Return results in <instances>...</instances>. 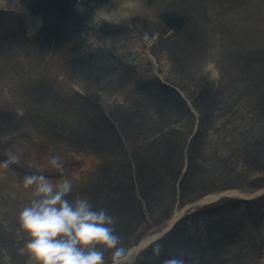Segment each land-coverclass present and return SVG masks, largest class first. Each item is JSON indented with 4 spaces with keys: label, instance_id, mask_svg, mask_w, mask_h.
<instances>
[{
    "label": "bare ground",
    "instance_id": "bare-ground-1",
    "mask_svg": "<svg viewBox=\"0 0 264 264\" xmlns=\"http://www.w3.org/2000/svg\"><path fill=\"white\" fill-rule=\"evenodd\" d=\"M108 1L111 0H83V3L91 8ZM139 3L141 10L129 11L130 28L140 33L154 31L157 37L151 52H168L183 70L189 71L203 53L202 27L212 19L209 12L213 6L218 28L227 37L244 38V23L255 18L254 40L264 45V0H139ZM19 5V14L12 18L15 29L0 30L5 39L0 42V264H30L27 255L20 251L25 238L17 229L16 219L26 202V194L13 184L15 172L5 167L15 161L27 163L29 171L51 176V180L73 179V191L68 198L85 197L94 209L102 208L114 216L115 234L121 246L129 251L130 259L143 250L149 251L145 263L135 258L131 264H163L164 260L178 256L185 259V264H257L263 243L249 232V223L257 221L264 200L256 201L252 209L240 200L257 199L261 193L263 196L264 187L250 193L233 191L229 195L228 188L238 185L241 176L227 175V184L222 182V188L227 189L198 197L192 213L182 214V209L170 212L169 200L175 186L178 192L186 188L194 196L199 191L191 182L203 179L207 171V166L188 165L191 174L183 173L178 180L174 179L175 174L179 176L184 141L181 132L172 125L190 122L187 109L174 91L147 72L142 65L148 61L131 65L115 56L94 55L82 49L75 32V26L81 22L74 23L76 10L70 0H20ZM32 7L45 14L43 30L34 34L29 31L33 27ZM54 19L61 26L53 27ZM28 24L30 29H24ZM162 26L171 29L166 39L159 34ZM125 28L107 25L102 31L115 40L125 36ZM41 34L44 36L39 39ZM49 44L54 47L50 53ZM23 53L27 60L24 62L18 58ZM240 76L247 96L259 105L263 98L258 100L256 95L264 94V52H255L254 59L241 60L235 79ZM72 82L78 90L72 88ZM197 84L200 88L205 86L204 78L199 77ZM5 91L9 93L7 96ZM30 132L40 140L30 139ZM18 135L24 136V144L19 141L10 144L12 137ZM53 156L62 166L60 169L49 165ZM249 165L257 169L253 161ZM258 168L264 170L262 165ZM222 169V175L231 173L229 168ZM211 179L205 178L208 183L205 186L201 183L200 190L211 191L216 176ZM149 191L152 194L147 197ZM225 205L228 211L235 206L238 212L234 213L240 214L235 228L213 231L205 238L190 229L197 216L214 218L210 225L216 226L217 218L210 210ZM150 210L162 212L160 222L167 219L157 230L148 232L144 230L159 223L146 217ZM218 219L216 228L227 226L222 218ZM154 243L161 246L159 256L152 253ZM145 244V248L138 250ZM109 255L105 253V263L110 262Z\"/></svg>",
    "mask_w": 264,
    "mask_h": 264
},
{
    "label": "rangeland",
    "instance_id": "rangeland-1",
    "mask_svg": "<svg viewBox=\"0 0 264 264\" xmlns=\"http://www.w3.org/2000/svg\"><path fill=\"white\" fill-rule=\"evenodd\" d=\"M25 1L29 2L30 0ZM19 2L20 0H0V30L9 29L10 27V29H15L16 22L12 18L19 14L18 9L21 7ZM70 3L73 9L76 10L74 23H76V20L81 22L80 25L75 26V32L82 49L94 55L115 56L131 65L138 64L137 61H139L138 65L148 61L142 66L148 69L147 72L151 73L159 84L171 88L178 97L179 102L188 111L190 122L186 125L183 123L172 125L181 132L180 137H183L182 141H184L182 142L179 176L175 174L174 179L178 180L183 173L190 175L192 169L188 172V165L207 166V171L203 179L198 182L194 179L191 182L195 190L199 191L194 196H191L186 188L182 189V192H178L177 186H175L173 199L170 198L169 200L172 202L170 212L172 209L180 210L184 208V210L187 209V214L192 213L198 197L208 193H219V191L227 189L222 188V182L226 184L228 182L227 175L241 176L238 185L228 188V190H231L228 193L229 195L233 191L236 193H250L264 187V170L263 168H258L261 165L264 166V94L256 95L258 100L263 98L258 105L255 99L247 96L244 88V79L241 76L235 79L237 67L241 60L254 59L255 52H264L263 43L262 46L254 40L255 18H251L244 23L246 28L244 38H229L224 31L219 30L218 22L214 18L215 7L213 6L212 12H209L212 19L208 21L205 28L202 27L205 40L203 53L197 61L194 60L188 71L177 67L168 52L167 54L164 51H159L156 54L151 52L150 47L154 46L157 37V34L153 33L154 31H142L140 33L130 28L128 22L129 11L141 10L139 0H111L91 8L86 7L83 0H70ZM32 10L36 13L33 14L32 11L30 24L35 26L37 22L42 26V19L45 15L43 10L36 7H32ZM51 24H53V27L61 26L58 19H54ZM31 25L28 24V27L24 29L29 30ZM107 25L125 26V36L113 40L110 35L102 31L103 27ZM40 28L36 29L39 30ZM160 29L159 34H161L162 38L164 37L163 39H166L171 29L163 26ZM2 33L0 31V42L5 41V39H2ZM43 36L44 34H41L39 39ZM53 48V45L49 44L50 50H48V53ZM18 58L23 62L27 61L24 53L18 55ZM199 77L205 80V86L201 88L197 84ZM70 85L75 90H78V86L73 82ZM2 87L5 86L3 85ZM4 94L7 96L9 93L5 91ZM118 101L122 102V99ZM30 134L29 137L31 136L30 139L33 141L38 142L40 140L34 132H30ZM23 139L24 136L22 135L12 137L10 144H14L17 141L24 144ZM250 147L253 150H249ZM127 149L130 150L129 148ZM249 161H253L257 165V169L251 168ZM22 166L25 168H22ZM5 167L8 171L15 172V181L12 182L17 186H20V182L25 175L36 174L29 171L27 163L23 164L20 161L5 164ZM220 167L229 168L231 173L222 175L223 169ZM215 176L216 179L211 191L208 189L200 190L201 183L203 185L208 183L204 181L205 178H210L212 181L213 179L211 178H215ZM11 180L13 179L11 178ZM52 180L56 181L55 179ZM193 183H196V185H193ZM20 192L26 194L22 190ZM140 194L142 193L140 192ZM147 194H149L147 196L149 197L152 192L149 191ZM261 195L257 199L240 201L249 209H252L256 201L264 200V195ZM137 196L144 197L139 194ZM225 206L213 207L210 212L213 211L214 216L217 218V225L219 223L218 218H222L227 226L216 228L217 225H210L211 220L214 218H209L210 216L206 215L208 217L206 219L197 216L196 224L194 226L191 225L190 229L197 230L200 234L198 237L205 238L213 231H226L228 227L235 228L240 214L234 213L238 212L237 209L234 210L235 206L229 211L227 210L228 205ZM158 212L159 210L157 212L150 210L146 213V217L149 216L152 220L159 223L157 226L148 227L144 231L150 232V230L162 226L167 217L160 222L162 212L160 214ZM259 212L257 221L249 223V232L254 233L253 236H256L263 243L257 264H264V208ZM186 222H188V219ZM239 228L237 227V229ZM214 234L217 235L216 233ZM148 252V250H143L131 260V263L135 258L139 262L145 263ZM2 258L7 260V263L10 262L6 256ZM105 264H110V262Z\"/></svg>",
    "mask_w": 264,
    "mask_h": 264
},
{
    "label": "clouds",
    "instance_id": "clouds-1",
    "mask_svg": "<svg viewBox=\"0 0 264 264\" xmlns=\"http://www.w3.org/2000/svg\"><path fill=\"white\" fill-rule=\"evenodd\" d=\"M49 165L60 169L53 156ZM20 189L26 202L20 208L17 229L25 243L20 250L30 264H131L129 251L121 246L115 234L116 218L104 209H94L87 198L75 196L73 179L51 180L42 173L25 175ZM161 246L154 243L152 253L159 256ZM163 264H185L182 256L172 257Z\"/></svg>",
    "mask_w": 264,
    "mask_h": 264
}]
</instances>
